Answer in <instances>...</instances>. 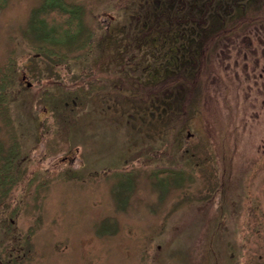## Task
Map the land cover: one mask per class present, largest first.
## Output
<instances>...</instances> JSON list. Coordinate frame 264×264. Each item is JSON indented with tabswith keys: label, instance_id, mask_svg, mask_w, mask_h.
Instances as JSON below:
<instances>
[{
	"label": "rangeland",
	"instance_id": "rangeland-1",
	"mask_svg": "<svg viewBox=\"0 0 264 264\" xmlns=\"http://www.w3.org/2000/svg\"><path fill=\"white\" fill-rule=\"evenodd\" d=\"M49 1L0 0V168L19 150L0 185V264H264L262 127L217 116L215 140H187L183 123L143 140L101 108L117 67L101 89L97 56L76 58L127 0H64L83 29L63 44L40 31Z\"/></svg>",
	"mask_w": 264,
	"mask_h": 264
},
{
	"label": "flooded vegetation",
	"instance_id": "flooded-vegetation-1",
	"mask_svg": "<svg viewBox=\"0 0 264 264\" xmlns=\"http://www.w3.org/2000/svg\"><path fill=\"white\" fill-rule=\"evenodd\" d=\"M124 3L115 14L101 13L100 28L89 32L80 57L97 56L101 89L109 67H117L115 94H102L101 108L120 112L114 119L137 125L143 140L163 139L169 131L163 124L182 123L187 140H215L218 116L235 129L261 126L264 141V0ZM123 97L134 98V106ZM122 100L136 111L122 112ZM217 168L206 171L214 178Z\"/></svg>",
	"mask_w": 264,
	"mask_h": 264
},
{
	"label": "trees",
	"instance_id": "trees-1",
	"mask_svg": "<svg viewBox=\"0 0 264 264\" xmlns=\"http://www.w3.org/2000/svg\"><path fill=\"white\" fill-rule=\"evenodd\" d=\"M46 10L42 11V19L40 21L41 28L40 31L51 41H54L58 44L68 43L71 39H75V37L82 33L83 27H81V16L82 10L74 5L66 3L64 0H51L46 5ZM43 8V9H44ZM39 16V15H38ZM89 40H86L78 47L81 51L80 56L76 58H80L85 53V48L87 47V43ZM48 53V55H55L56 57H60V54L53 53L51 54L48 51H43ZM58 55V56H57ZM67 58L60 57V61H65ZM10 79H4L0 84V111L2 114H5L2 111L3 106L8 102V87H9ZM8 117V114H6ZM19 150L13 149V153L10 158L7 160L8 162L0 168V185L5 186L6 184H10L14 182V168H15V158L18 155ZM5 167V168H4Z\"/></svg>",
	"mask_w": 264,
	"mask_h": 264
}]
</instances>
